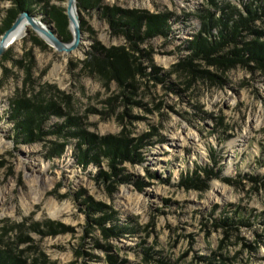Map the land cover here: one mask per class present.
<instances>
[{
  "label": "rangeland",
  "instance_id": "374dc122",
  "mask_svg": "<svg viewBox=\"0 0 264 264\" xmlns=\"http://www.w3.org/2000/svg\"><path fill=\"white\" fill-rule=\"evenodd\" d=\"M25 1L18 16L74 41L70 0ZM79 2L76 50L28 24L0 57L1 246L25 264H264V65L232 54L264 43V0ZM227 6L244 24L196 55ZM18 11L0 0V29ZM142 15L166 32L123 23ZM41 99L30 137L13 104ZM110 138L129 145L114 161Z\"/></svg>",
  "mask_w": 264,
  "mask_h": 264
},
{
  "label": "trees",
  "instance_id": "16d2710c",
  "mask_svg": "<svg viewBox=\"0 0 264 264\" xmlns=\"http://www.w3.org/2000/svg\"><path fill=\"white\" fill-rule=\"evenodd\" d=\"M19 1V11L12 12L6 20H4L3 27L0 29L1 35L5 34L7 30L12 28L13 24L15 23L18 14L30 11L27 1L21 2ZM82 0H80L79 5H81ZM230 6L223 7L221 9L223 17L220 19V21L213 22L212 18L209 17L208 20H203V29L200 34L197 35V40L193 43V47H195L196 55L203 53V55H206L207 57L213 53L216 52V46H208V42L203 39V34L211 33L212 28L214 26H218L221 31L218 35V40H225L227 38V34L230 35L231 33H234L229 30V24L231 26L233 25V29L235 32L241 26L244 24L245 21L241 16H239V13L237 11L231 10L229 8ZM229 10V11H228ZM252 12V11H251ZM54 18L59 22L61 33L66 36L65 30H67V18L63 16V13L60 10H55L53 14ZM239 17V20L236 18ZM166 17L158 16V17H146L144 15L142 16H131L130 18H127L123 23L129 24L133 27L134 31L140 30L141 22H146L148 26V33L147 36H155L156 34H163L166 32L167 28V21ZM205 19V18H204ZM70 38L65 37L64 42L68 43L70 42ZM221 43V41L219 42ZM218 48V47H217ZM216 49V50H215ZM220 50V49H219ZM232 54L238 55V56H246L249 57L252 60H255L257 62H260L261 65H264V43L261 42H254V43H245L244 48L241 50H237L233 52ZM43 100L41 99L37 103L30 102V100H15L13 104V120H15L16 124L18 125V128H21L24 130L26 135L32 136V129L35 127V124L40 123L43 117L44 113V104ZM45 108L52 109L55 108L54 104L51 102H48L47 106ZM129 145H124L119 142H116L115 139H106L100 145V147H104V154L107 155L109 158L112 159V161L116 160L117 157H119V154L122 153V151L128 150ZM85 157V156H84ZM85 159V158H84ZM21 255H15L12 248L6 247V249L3 248L0 244V264H25L24 261L20 259Z\"/></svg>",
  "mask_w": 264,
  "mask_h": 264
},
{
  "label": "water",
  "instance_id": "95a60500",
  "mask_svg": "<svg viewBox=\"0 0 264 264\" xmlns=\"http://www.w3.org/2000/svg\"><path fill=\"white\" fill-rule=\"evenodd\" d=\"M76 2L77 0H70L68 2V20L70 21L72 25V31L74 33V41L72 43H65L61 41L57 36H55L51 30L47 28L46 25L38 22L37 20H34L33 17L30 16V13H24L17 17L15 23L13 24L12 28L7 30L5 34H3L0 42V57L5 54L9 46L6 45V42L8 40L9 35L20 26V24L23 21H27L28 24H31L33 28L38 32L42 33L46 36L47 40L52 43L58 50L65 51V52H71L73 50H76L78 48V45L81 43V25L79 21V14L77 12L76 8ZM74 12V13H73Z\"/></svg>",
  "mask_w": 264,
  "mask_h": 264
},
{
  "label": "bare ground",
  "instance_id": "6f19581e",
  "mask_svg": "<svg viewBox=\"0 0 264 264\" xmlns=\"http://www.w3.org/2000/svg\"><path fill=\"white\" fill-rule=\"evenodd\" d=\"M74 13V12H73ZM29 28L27 22L23 21L20 26L15 28V30L9 35L6 45L9 46L13 43L19 42L25 35L26 29Z\"/></svg>",
  "mask_w": 264,
  "mask_h": 264
}]
</instances>
